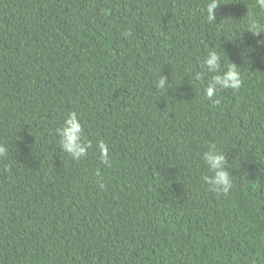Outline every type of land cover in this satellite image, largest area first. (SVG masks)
Returning <instances> with one entry per match:
<instances>
[{"label":"trees","instance_id":"obj_1","mask_svg":"<svg viewBox=\"0 0 264 264\" xmlns=\"http://www.w3.org/2000/svg\"><path fill=\"white\" fill-rule=\"evenodd\" d=\"M208 2L0 0V264H264V8L218 0L208 22ZM209 51L239 90L206 97ZM73 111L79 161L56 132Z\"/></svg>","mask_w":264,"mask_h":264},{"label":"clouds","instance_id":"obj_2","mask_svg":"<svg viewBox=\"0 0 264 264\" xmlns=\"http://www.w3.org/2000/svg\"><path fill=\"white\" fill-rule=\"evenodd\" d=\"M218 0H209L204 8L206 19L208 22L215 21V11L218 8ZM260 7L264 8V0H259ZM248 31L254 36L264 33V25H261L257 20L253 19L248 25ZM128 33H125L127 35ZM257 43H261L258 41ZM202 68L211 75L208 80L205 95L210 100L221 90L232 89L239 90L242 86L241 75L237 70V65L231 63V67L221 71V56L215 51H209L202 62ZM196 80L204 79V72L197 73ZM168 78L159 76L155 83L158 90L166 91ZM214 104H218V100H213ZM57 135L60 138V146L64 152L69 154L73 160L79 161L85 157L88 148L91 146L89 142L84 141V131L78 114L73 111L68 113L61 127L56 129ZM97 147L100 151V159L105 166H110L108 162L109 152L107 146L103 142H99ZM7 148L0 144V158L7 154ZM202 159L207 166L210 175L203 176V181L209 186V189L219 195H227L233 187V181L229 171L228 164L225 160L224 152L218 151L214 144H210L207 150L202 153ZM97 175V183L101 189L104 188V183Z\"/></svg>","mask_w":264,"mask_h":264}]
</instances>
